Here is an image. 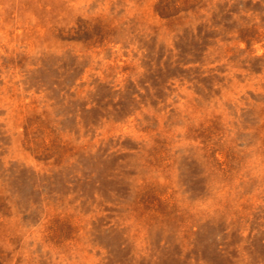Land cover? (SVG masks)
Instances as JSON below:
<instances>
[{
  "label": "rangeland",
  "instance_id": "374dc122",
  "mask_svg": "<svg viewBox=\"0 0 264 264\" xmlns=\"http://www.w3.org/2000/svg\"><path fill=\"white\" fill-rule=\"evenodd\" d=\"M0 264H264V0H0Z\"/></svg>",
  "mask_w": 264,
  "mask_h": 264
}]
</instances>
